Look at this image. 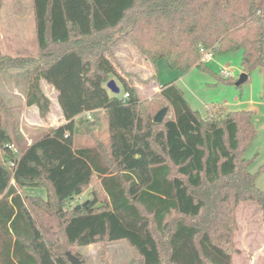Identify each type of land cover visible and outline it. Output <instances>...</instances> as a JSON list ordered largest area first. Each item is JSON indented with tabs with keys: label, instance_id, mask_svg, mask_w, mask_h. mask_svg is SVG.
Masks as SVG:
<instances>
[{
	"label": "trees",
	"instance_id": "16d2710c",
	"mask_svg": "<svg viewBox=\"0 0 264 264\" xmlns=\"http://www.w3.org/2000/svg\"><path fill=\"white\" fill-rule=\"evenodd\" d=\"M32 4L38 55L0 54V71L26 72V106H36L42 119L52 102L40 82L50 84L64 123L22 145L0 103V264H72L68 252L84 264L73 249L118 241L133 251L131 264H234L240 204L257 205L264 215L259 173L249 172L251 160L244 156L257 132L252 113L202 119L175 82L141 102L119 72L113 47L128 41L155 71L165 59L183 74L194 67L213 73L201 63L202 49L215 56L242 51V72L249 77L253 70L264 72V3ZM112 77L122 83V97L110 94ZM163 108L168 113L156 123ZM101 116L107 142L79 143L78 122L92 132ZM9 144L20 152L15 168ZM34 187L46 196L20 191ZM85 192L86 200L72 205Z\"/></svg>",
	"mask_w": 264,
	"mask_h": 264
},
{
	"label": "rangeland",
	"instance_id": "374dc122",
	"mask_svg": "<svg viewBox=\"0 0 264 264\" xmlns=\"http://www.w3.org/2000/svg\"><path fill=\"white\" fill-rule=\"evenodd\" d=\"M16 1H20L19 7H11L13 0H0L4 6L0 8V14L2 10L0 21L6 27L4 36L8 34L10 36V39L2 42L6 47L13 49V56H37L38 40L33 16L34 5L32 0ZM259 2L263 4L264 0H259ZM13 11L16 14L12 17L9 14ZM113 51L120 66L119 72L137 89L141 102L151 101L160 92L161 86L175 82L189 106L199 112L202 119H206L209 114L213 113L216 116H222L227 112H251L252 123L257 132L244 156L251 160L249 172L259 173L257 187L264 191V72L259 69L253 70L248 81L236 85L235 82L243 73L242 51L221 54L215 56L211 62L205 63L213 73L194 67L186 74L172 70L165 59L157 61V71H155L154 66L146 61L144 56L128 41L119 42L113 47ZM223 69L232 74V79L221 76ZM156 72L157 78L155 79ZM218 76L230 82L220 81ZM111 79L117 83L120 92L115 94L108 89L110 94L122 97L124 94L122 83L118 78L112 77ZM26 83L25 71L20 69L0 71V103H3V109L7 110L1 116L5 117L10 129L16 126L20 132L22 145L32 144L34 140L45 134L34 129L36 124L41 123L38 109L36 107L28 109L21 100V95L26 97ZM44 88L45 94L52 102L50 118L55 123L63 115H59L60 106L53 93L54 88L48 83ZM16 92L19 94L15 96ZM50 118L45 120L48 124ZM89 128L88 124L78 122L79 143L92 146L96 143V139L107 142L108 130L104 117L101 116L92 125V132L88 130ZM20 191L23 195L46 196L43 190L35 187ZM87 196L86 192L83 193L82 197L72 205L82 203ZM237 221L239 229L236 234V247L240 250V255L235 257L234 264H264V215L262 211L257 205L241 203ZM73 252L84 258V264H131L134 260L133 251L126 241L99 243V245L73 249Z\"/></svg>",
	"mask_w": 264,
	"mask_h": 264
},
{
	"label": "crops",
	"instance_id": "0c3cea01",
	"mask_svg": "<svg viewBox=\"0 0 264 264\" xmlns=\"http://www.w3.org/2000/svg\"><path fill=\"white\" fill-rule=\"evenodd\" d=\"M19 2L20 1H16V0H13V2H12V5H11V7H19ZM4 6H2V3L0 2V8L2 9ZM34 10V9H33ZM1 14H2V10H1ZM1 14H0V16H1ZM14 14H16V12L15 11H13V12H10V14L9 15H11L12 17H13V15ZM33 14H34V12H33ZM0 19H1V17H0ZM4 29H6V27L4 26V24L2 25V22L0 21V54H3V55H9V56H13L14 55V52H13V49L12 48H8V47H6V45L5 44H3V42L2 41H4V40H6V39H10V36H9V34L7 35V36H4ZM9 31V30H8ZM12 39V38H11ZM16 56V55H15ZM15 56H13V57H15ZM16 84V83H15ZM14 84V85H15ZM40 84H41V88H42V90H43V92H44V94H45V85L47 86V83L45 82V81H41L40 82ZM16 86V85H15ZM51 86V85H50ZM52 87V86H51ZM53 93H54V95H55V98H56V100H57V92H56V90H54L53 89ZM19 94V92H16V94H14L15 96L16 95H18ZM13 95V96H14ZM46 95V94H45ZM47 96V95H46ZM21 97H22V101H23V105H25L26 106V100H25V96L24 95H21ZM10 98H12V97H10ZM9 100H11V99H9ZM8 102V101H7ZM9 102H11V101H9ZM32 107H36V106H32ZM32 107H27L28 109H32ZM37 108V107H36ZM38 109V108H37ZM39 112V111H38ZM50 112H49V114H48V117H47V119H49L51 116H50ZM59 115H62V111H61V108H60V111H59ZM40 119V122L41 123H38V124H36L35 125V130H37L38 132H40V133H48V130L50 129V128H55V127H58V126H60L61 124H63L64 123V117H60L58 120H57V122H53L52 120H51V118H50V123L48 124V122H46L45 120L46 119H42L41 117L39 118ZM48 124V125H47ZM28 145H30V144H28Z\"/></svg>",
	"mask_w": 264,
	"mask_h": 264
},
{
	"label": "water",
	"instance_id": "95a60500",
	"mask_svg": "<svg viewBox=\"0 0 264 264\" xmlns=\"http://www.w3.org/2000/svg\"><path fill=\"white\" fill-rule=\"evenodd\" d=\"M248 79H249L248 75L246 73H242L236 85H241L245 83L246 81H248ZM107 88L115 94H118L120 92V88L118 87L117 83L113 79L109 81ZM167 113H168L167 108L161 109L158 112L157 116L155 117L154 121L156 123L162 122L164 118L166 117ZM84 206H86V203L84 204ZM67 258L70 259L72 264H82L81 260L78 257H75L74 255H72L70 252L67 253Z\"/></svg>",
	"mask_w": 264,
	"mask_h": 264
},
{
	"label": "built area",
	"instance_id": "2783aa9c",
	"mask_svg": "<svg viewBox=\"0 0 264 264\" xmlns=\"http://www.w3.org/2000/svg\"><path fill=\"white\" fill-rule=\"evenodd\" d=\"M214 57H215V54H214L213 50H211V49H202L201 63H203V64L209 63V62H211L214 59ZM221 76L229 78V77H232V74L230 72H228L226 69H223V71L221 73ZM127 96H128V94L126 93L124 95V99L125 100L127 99ZM89 118H91L90 115H89ZM7 148H9L13 152V154L15 156V160L10 162L11 167L15 168L16 167V161H17V159L20 156V152H19L18 148H15V146L13 144L7 145ZM12 184H15L14 180L12 181Z\"/></svg>",
	"mask_w": 264,
	"mask_h": 264
}]
</instances>
